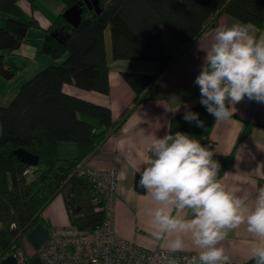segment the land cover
I'll return each instance as SVG.
<instances>
[{
    "label": "trees",
    "instance_id": "obj_1",
    "mask_svg": "<svg viewBox=\"0 0 264 264\" xmlns=\"http://www.w3.org/2000/svg\"><path fill=\"white\" fill-rule=\"evenodd\" d=\"M61 1L63 8L44 29L41 47L54 61L24 80L8 103L0 105V260L22 245L27 229L58 193L63 194L70 217L81 216L83 227H93L103 218L101 197L84 176L74 173V168L116 130L115 122L107 106L66 93L62 86L69 83L108 92L106 28L113 59L160 64L156 75L122 73L135 93L134 104H138L159 96V76L176 55L162 43V27L174 36L179 48L194 41L222 13L264 27V0H99V11L89 8L84 0ZM77 2L82 7L81 19L72 26L62 12ZM0 12L7 15L0 26V76L12 78L17 68L5 64L2 50L18 48L26 40L29 27L38 26V22L21 18L18 0H0ZM199 119L203 127L194 123L197 139L209 144L215 118L201 105ZM63 141L76 144L74 157L58 156L57 146ZM16 148L36 154L37 164L22 162L13 153ZM222 161L225 166L226 159ZM28 168L31 172L24 173ZM139 178L137 173L134 185L142 191ZM24 264L43 262L35 252L25 255ZM247 264H255L253 256Z\"/></svg>",
    "mask_w": 264,
    "mask_h": 264
},
{
    "label": "crops",
    "instance_id": "obj_2",
    "mask_svg": "<svg viewBox=\"0 0 264 264\" xmlns=\"http://www.w3.org/2000/svg\"><path fill=\"white\" fill-rule=\"evenodd\" d=\"M18 5L22 10L21 18L23 20L35 18L38 26L29 27L26 40L18 48L13 51L2 50L5 64L17 68L13 78L21 71L17 58L27 61L25 71L16 83L17 87H14L7 100L14 96L25 78L54 61L41 51L44 29L52 24L63 8L61 0H18ZM1 13L0 21L5 23L7 15L5 17ZM237 21L240 20L226 13L220 14L213 25L206 28L184 48H179L174 36L162 27L161 41L170 52H176V55L159 76L160 94L153 99L134 104L135 93L122 73L138 72L156 75L160 72V64L153 61L113 59L109 28L104 30L108 92L101 93L81 89L69 83L63 84L62 89L66 93L107 106L115 122L116 130L107 135L82 161L89 167L114 168L116 171L113 229L117 235L134 240L147 248L160 246L167 249L170 241L179 236L185 245L182 251H201L194 244L191 233H158L154 223V213L162 205L144 188L138 191L134 180L136 174L145 166L151 137H163L169 132L174 134L176 131H181L197 139L194 122H186L183 115L186 108L200 115V90L194 84V80L206 55L201 49H207L211 44L216 27ZM2 22L0 26L4 25ZM256 29L257 35H264V27H256ZM234 107L236 111L230 119L226 121L214 119L209 133L210 143L202 145L209 147L214 153L213 159L222 167L216 179L227 191L240 198L247 208L254 209L260 191L264 190V104L245 98ZM76 151V144L72 141H63L57 146L60 158L74 157ZM222 158L226 159L225 166H222ZM173 214L184 219H190L193 215L191 209L179 212L173 209ZM70 223L72 218L64 196L58 193L27 229L19 248L24 256L33 254L45 242L49 226H64ZM226 231L227 236L216 246L224 249L231 264H247L252 257V249L256 246H264V240L247 230L246 222ZM190 264H201V262L198 258Z\"/></svg>",
    "mask_w": 264,
    "mask_h": 264
},
{
    "label": "clouds",
    "instance_id": "obj_3",
    "mask_svg": "<svg viewBox=\"0 0 264 264\" xmlns=\"http://www.w3.org/2000/svg\"><path fill=\"white\" fill-rule=\"evenodd\" d=\"M256 32L252 23L220 25L208 48L201 49L206 55L194 84L200 90V104L216 120L230 119L236 111L234 105L245 98L264 104V35ZM183 119L203 127L199 114L187 108ZM147 151L139 185L162 205L154 213L159 234L191 233L201 249V264H231L224 249L216 246L227 236L226 229L246 222L247 230L264 240V190L254 209L247 208L216 179L220 165L208 146L176 131L151 137ZM173 209H191L192 218L174 215ZM168 247L177 252L185 245L177 236ZM252 256L255 264H264V246L254 247Z\"/></svg>",
    "mask_w": 264,
    "mask_h": 264
},
{
    "label": "built area",
    "instance_id": "obj_4",
    "mask_svg": "<svg viewBox=\"0 0 264 264\" xmlns=\"http://www.w3.org/2000/svg\"><path fill=\"white\" fill-rule=\"evenodd\" d=\"M30 172L31 168L24 171ZM74 173L84 176L101 197L103 218L99 224L88 228H80L73 223L49 226L46 240L37 250L43 264H190L193 257L198 259L199 252H172L160 246L147 248L114 232L117 187L114 168H93L81 160ZM11 254L16 257L17 264L25 263L20 248Z\"/></svg>",
    "mask_w": 264,
    "mask_h": 264
},
{
    "label": "water",
    "instance_id": "obj_5",
    "mask_svg": "<svg viewBox=\"0 0 264 264\" xmlns=\"http://www.w3.org/2000/svg\"><path fill=\"white\" fill-rule=\"evenodd\" d=\"M89 8H94L96 11H99L98 3L99 0H84ZM82 7L79 2L72 4L66 8L62 15L64 19L71 24L76 26L81 19ZM13 153L22 161L29 165H36L38 162V156L32 152H29L23 148H16L13 150ZM72 223L78 227H83L81 216H74L72 218ZM0 264H17L16 257L13 254H7L0 260Z\"/></svg>",
    "mask_w": 264,
    "mask_h": 264
},
{
    "label": "rangeland",
    "instance_id": "obj_6",
    "mask_svg": "<svg viewBox=\"0 0 264 264\" xmlns=\"http://www.w3.org/2000/svg\"><path fill=\"white\" fill-rule=\"evenodd\" d=\"M26 4L28 5L29 2L27 1ZM24 11H26V9H24ZM1 15L6 17L5 13H1ZM1 22H2V20L0 21V23ZM2 23H4V22H2ZM17 60L20 62L21 71L18 72V74L14 78L13 77H12V79L11 78H4V77L0 76V105H6L8 103L9 100H7V99L9 97L10 93H12L14 87L16 85H18L16 83H17V81H19L18 79H20V77H22V74L25 71V62L27 63V61L22 59V58H17ZM27 78H25V79H27ZM15 89H17V88H15ZM66 142H69V141H66ZM95 201H97V199H95Z\"/></svg>",
    "mask_w": 264,
    "mask_h": 264
}]
</instances>
